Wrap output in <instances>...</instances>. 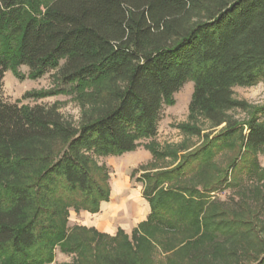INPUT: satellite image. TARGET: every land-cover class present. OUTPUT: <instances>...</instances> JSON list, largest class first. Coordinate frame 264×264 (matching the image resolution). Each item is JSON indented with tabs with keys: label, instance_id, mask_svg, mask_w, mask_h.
<instances>
[{
	"label": "trees",
	"instance_id": "16d2710c",
	"mask_svg": "<svg viewBox=\"0 0 264 264\" xmlns=\"http://www.w3.org/2000/svg\"><path fill=\"white\" fill-rule=\"evenodd\" d=\"M21 66L34 80L55 71L60 87L30 96L75 92L81 124L55 105L6 102L5 73L23 79ZM263 80L264 0H0V264H51L56 248L76 256L63 264H157L160 255L164 264H207L227 244L249 256L252 248L261 254L253 264H264L250 211L210 201L241 174L260 183L264 200V106L247 133L227 114L248 108L234 87ZM188 81V122L178 128L202 142L179 156L154 137L163 106ZM197 118L225 127L202 135ZM140 146L152 155L137 179L146 220L129 235L69 228L70 210L95 214L109 199L108 169L94 157ZM167 158L177 164L161 166Z\"/></svg>",
	"mask_w": 264,
	"mask_h": 264
},
{
	"label": "rangeland",
	"instance_id": "374dc122",
	"mask_svg": "<svg viewBox=\"0 0 264 264\" xmlns=\"http://www.w3.org/2000/svg\"><path fill=\"white\" fill-rule=\"evenodd\" d=\"M63 61H61V64ZM28 68L25 66L18 67V72L24 75L23 79L16 77L11 71L5 73L3 79V97L4 100L8 103H18L23 106H35V105H55L61 113V115L70 121L75 127L81 124L83 119L82 113L83 108L82 104L76 99L75 92H71L66 89V92L57 94V95H47L39 98H34L30 96L35 93H47L51 90L56 89L59 86L57 79L55 78V71H51L44 76L38 79H29L27 77ZM60 87V86H59ZM192 82L188 81L184 86L173 95L174 104L172 106H163L160 121L157 126V133L154 137V141L159 145L161 149H170L181 151L178 155L180 156L183 153H188L195 151L197 146L202 142L201 137L190 136L178 128V125L188 122V105L190 102V97L192 93ZM234 98L237 100L244 101L248 108L247 110L235 109L229 111L228 117L231 121H235L241 124L243 127V133H247L246 126L244 125L252 116L254 110L258 107L264 106V80L252 87H234ZM87 108V107H86ZM202 129V135L204 133H209L211 137L219 134L222 131V128L225 127V124L220 125L216 128H211L209 122L203 120L202 118H197L194 122ZM149 140H142V145L148 143ZM139 148V147H138ZM186 148V151L184 149ZM196 148V149H195ZM140 150L147 152V156L143 157L140 160L142 163L136 165L135 168L138 170L131 179L129 178L131 174L132 167L127 168L124 173L120 171V165H122V158L118 157H94L99 165H104L107 167L109 172V184L110 181L113 183L114 175L118 173L123 174L124 182L126 181V192L127 194H139V197L142 199V185L137 180L140 179L142 173H144L145 167L148 169L149 163L152 162V155L143 146H140ZM230 153L226 152L222 158H228ZM232 154V153H231ZM221 158V159H222ZM258 163L261 167H264V150L257 154ZM166 162L162 163L161 166H169L172 168L177 164L175 161H172L170 158L165 159ZM226 163V162H225ZM120 173V174H121ZM233 179V178H232ZM230 186V187H227ZM222 189L217 190L210 195V201L216 203L221 208L228 212L240 213V209H248L247 219L251 220V224H248L252 227V235H256L257 239H261L264 244V231L259 232V228L264 224V200L259 203L256 200V191L255 187H260V183L255 181L251 182L246 175H237L230 184H228ZM264 193V192H263ZM144 201V200H143ZM145 202V201H144ZM83 212V211H81ZM74 218V211H69V218ZM83 217L75 218L74 221L69 220L68 225L74 226L76 223L82 220ZM246 218V216H245ZM127 217H119L115 221V227H121L124 224H129ZM231 217H228L227 220H230ZM254 219V220H253ZM131 225L135 224L136 221L131 219ZM131 227V226H130ZM129 234L130 231L128 230ZM225 245L224 248L228 249V254H221L220 256L214 254V256L206 257L207 264H253L255 261V255L257 259L260 258L261 254L254 252L252 248L247 249L251 251L250 256L246 252L244 253L241 250L240 246H234L233 244ZM264 246V245H263ZM258 249V247H257ZM263 249V248H260ZM259 249V250H260ZM264 251V249H263ZM193 253H191L192 255ZM76 256L74 254H65L61 253L58 248L55 250L54 261L51 264H63V263H72L75 260ZM256 259V260H257ZM157 264H164L162 255L158 256Z\"/></svg>",
	"mask_w": 264,
	"mask_h": 264
},
{
	"label": "crops",
	"instance_id": "0c3cea01",
	"mask_svg": "<svg viewBox=\"0 0 264 264\" xmlns=\"http://www.w3.org/2000/svg\"><path fill=\"white\" fill-rule=\"evenodd\" d=\"M142 156L145 157L147 152L140 150V147L137 148L135 151L124 153L121 156H114L118 158H122V165L120 171L122 173L127 170V168L132 167V171L135 170L136 165H140L142 162ZM149 158V157H148ZM131 171V173H132ZM121 173V172H120ZM114 175L113 183L109 184L110 188V195L107 202H101L99 206V211L95 214H90L88 212H74V218L69 220L74 221L75 218L83 217L79 223H76L74 226H83L86 228H93L98 232L107 234L109 236H114L118 229L123 230L126 234L129 235L128 230L131 231L140 223L146 220L149 214V206L147 201L144 198H140L139 194H127L126 188V181L124 182V176L121 173ZM131 179V174L129 176ZM142 196V194H141ZM145 202H144V201ZM127 217L128 222H131L130 218L135 220L136 223L131 225L130 223L124 224L121 227H115L114 223L118 218ZM76 221V220H75ZM74 226H69L72 228ZM131 226V227H130Z\"/></svg>",
	"mask_w": 264,
	"mask_h": 264
}]
</instances>
